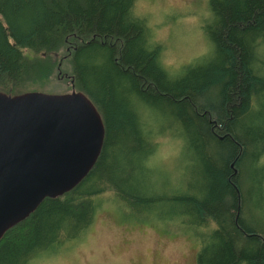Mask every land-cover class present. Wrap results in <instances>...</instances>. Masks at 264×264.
<instances>
[{
    "label": "trees",
    "instance_id": "trees-1",
    "mask_svg": "<svg viewBox=\"0 0 264 264\" xmlns=\"http://www.w3.org/2000/svg\"><path fill=\"white\" fill-rule=\"evenodd\" d=\"M134 1L0 0V92L22 94L50 74L49 64L26 61L24 50L53 56L57 80L69 78L87 96L104 130L86 176L4 232L0 264L60 253L103 205L122 222L172 226L196 238L197 264H264V0H207L212 22L202 31L211 54L172 74ZM149 109L159 119L156 136L141 121ZM168 136L191 152L194 179L155 195L149 159ZM244 175L253 188L244 190ZM157 203L168 206L154 214Z\"/></svg>",
    "mask_w": 264,
    "mask_h": 264
},
{
    "label": "rangeland",
    "instance_id": "rangeland-1",
    "mask_svg": "<svg viewBox=\"0 0 264 264\" xmlns=\"http://www.w3.org/2000/svg\"><path fill=\"white\" fill-rule=\"evenodd\" d=\"M206 1H134L133 10L139 17L146 18L152 39L161 48V65L169 74L178 72L180 67L203 54H211V47L202 31L204 24L211 19ZM211 22L212 20L209 21ZM261 47L264 49V43ZM22 56L29 63L43 67L49 64L52 67L48 76L27 86L32 87L27 92L52 96L71 92L69 78L57 80L58 73L51 64L56 61L55 57L33 54L27 50L22 52ZM62 56L63 54L58 59ZM62 70L64 74L68 72L65 67ZM214 98L212 93L207 96L210 103ZM158 120L155 111L150 109L141 117V121L146 122L149 131L155 136L160 134L161 129ZM181 142L170 136L157 139L158 150L149 159L151 165L146 174L151 182L147 183L148 190L153 194L180 191L194 179L191 176L194 160L191 152H187ZM224 155L222 153L221 158ZM241 183L244 190L248 189V184L250 189L253 188L252 180L246 181L245 175ZM109 203L112 204L110 199ZM164 206L160 209L157 203L151 212L158 214L157 211L166 210L168 204L164 203ZM102 207L81 239L72 244L67 243L69 245L66 244L60 253L37 259L32 264H197L195 256L199 243L188 233L176 231L172 226L170 231L164 232L161 230L163 227L154 223L122 222L121 219H116L115 215L118 214L110 205ZM255 211L256 208L250 202L249 212Z\"/></svg>",
    "mask_w": 264,
    "mask_h": 264
},
{
    "label": "water",
    "instance_id": "water-1",
    "mask_svg": "<svg viewBox=\"0 0 264 264\" xmlns=\"http://www.w3.org/2000/svg\"><path fill=\"white\" fill-rule=\"evenodd\" d=\"M0 92V238L45 198L74 188L95 163L103 124L87 96Z\"/></svg>",
    "mask_w": 264,
    "mask_h": 264
}]
</instances>
